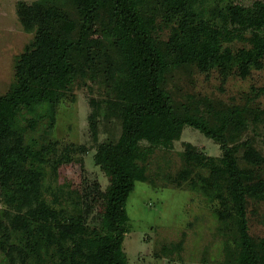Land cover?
<instances>
[{
  "label": "trees",
  "instance_id": "1",
  "mask_svg": "<svg viewBox=\"0 0 264 264\" xmlns=\"http://www.w3.org/2000/svg\"><path fill=\"white\" fill-rule=\"evenodd\" d=\"M140 0H38L20 3L18 15L26 31H34L30 45L17 57L8 90L0 95V190L5 202L14 206L8 216L14 232L25 233L34 251L55 246V259L45 264H127L123 242L128 230L126 202L136 182L146 180L142 163L157 147L169 149L185 127L198 130L219 146V157L184 150V162L177 178L200 187L225 206L217 217L230 224L235 249L224 264H264V239L249 234L247 202L264 201V177L259 170L264 156L250 139H242L247 127L241 109L225 114L212 104L196 100L190 109L177 112L162 88L164 73L194 62L200 68L232 63L245 77L251 69L264 68V3L252 8L224 4V27L201 21L181 24L162 50L138 10ZM249 30L251 48L235 55L222 41L239 38L228 28ZM85 54L86 61L108 63V73L120 90L118 100H106L109 108L123 105L121 134L116 143H100L95 164L108 178V186L97 192L103 204L101 231L79 234L80 226L62 224L59 214L41 199L40 172L36 167L54 153L55 144L25 141L26 129L38 120L55 121V108L69 91L78 73L70 58ZM71 56V57H70ZM118 68L122 79L114 75ZM89 116L93 138L97 136V115ZM254 113L253 119L261 120ZM32 116L28 118V116ZM26 121V126L22 124ZM146 145L141 146V142ZM247 167H240L237 153ZM190 168L204 174H189ZM190 176V177H187ZM212 190L208 192L209 190ZM25 209V211H24ZM0 223V232L2 229ZM44 232V234H42ZM29 241V240H27Z\"/></svg>",
  "mask_w": 264,
  "mask_h": 264
},
{
  "label": "rangeland",
  "instance_id": "2",
  "mask_svg": "<svg viewBox=\"0 0 264 264\" xmlns=\"http://www.w3.org/2000/svg\"><path fill=\"white\" fill-rule=\"evenodd\" d=\"M38 0H0V95L9 88L14 76L17 57L31 44L34 31L18 15L20 3L31 4ZM264 0H140L138 10L144 22L164 50L179 26H193L206 21L224 27V4L252 8ZM228 28L240 34L230 42L222 41V51L232 54L251 48V33ZM70 58L79 71L71 82L69 91L55 108V121L38 120L34 129H26L25 141L38 145L55 144V151L36 167L40 172L41 199L58 212L62 224L79 225V234L101 231L103 204L97 192L108 186V178L93 159L100 143H116L121 134L123 105L111 108L106 100H120V90L115 89L108 63L95 59L86 61L85 54ZM114 75L122 79L118 68ZM162 88L172 100L174 109L183 112V104L190 109L196 100L212 104L213 110L225 114L241 109L247 127L242 139H250L264 156V68L251 69L241 77L238 66L228 69L214 65L206 69L190 62L169 68L164 73ZM97 110V136L93 138L89 116ZM261 120H254L256 111ZM35 116L31 115L28 118ZM26 126V121L23 120ZM146 145L145 142L140 143ZM197 151L219 157L221 150L211 139L198 130L185 127L169 149L157 147L142 163L146 180L136 182L126 202L127 232L123 252L127 264H224L227 253L235 249L230 224L217 217L225 206L202 193L200 187L188 178H177L184 162L179 153ZM237 153L240 167H247ZM189 174H205L200 169H189ZM264 177V165L258 172ZM190 177V176H187ZM212 191L211 189L208 191ZM25 211V209H24ZM0 190V264H45L55 259L56 247L40 251L28 244L32 239L25 233L14 232L9 227L8 216L14 214ZM249 234L254 239H264V201L249 198L247 202ZM44 234V232L42 233ZM29 240V241H27Z\"/></svg>",
  "mask_w": 264,
  "mask_h": 264
}]
</instances>
